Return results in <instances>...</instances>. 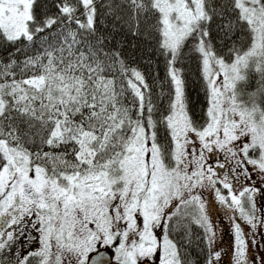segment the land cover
Listing matches in <instances>:
<instances>
[{
    "label": "snow or ice",
    "instance_id": "obj_1",
    "mask_svg": "<svg viewBox=\"0 0 264 264\" xmlns=\"http://www.w3.org/2000/svg\"><path fill=\"white\" fill-rule=\"evenodd\" d=\"M122 34L151 45L147 73ZM0 44V238L32 217L41 245L19 264H200L192 225L217 264L208 188L238 213L233 264H264L241 224L264 227L260 190L231 182L264 177V0H0Z\"/></svg>",
    "mask_w": 264,
    "mask_h": 264
},
{
    "label": "rangeland",
    "instance_id": "obj_2",
    "mask_svg": "<svg viewBox=\"0 0 264 264\" xmlns=\"http://www.w3.org/2000/svg\"><path fill=\"white\" fill-rule=\"evenodd\" d=\"M219 160L221 163H225L223 170L217 169L221 174L225 171H229L228 164L231 161H225L223 153H214L209 159V163L215 165L216 161ZM248 170L251 175V179H246L243 176L239 177V180H232L234 189L239 191L242 187L255 186L260 191L255 194L258 207L264 205V177L253 172L252 167L248 166ZM231 179V175H230ZM220 187V185H217ZM202 198L206 203V212L214 226L215 241L213 244L214 250L221 251V258L217 264H233V250H234V229L233 220L231 217L238 216V213H234L231 209L219 203L216 198L215 191L211 188L202 189ZM227 195V191H224ZM34 218L25 217L17 225H13L8 228L5 227V232L12 231L13 239L7 241V237H3L4 241H7L5 247L0 249V264H19V261L27 256L30 252L37 251L41 245L39 240V232L33 227ZM242 228L246 233L251 234L255 232L254 239L256 244L251 243L252 237L250 236L249 243V255L254 257L257 254L264 255V227L258 226L257 229L253 230L247 224L241 222Z\"/></svg>",
    "mask_w": 264,
    "mask_h": 264
},
{
    "label": "trees",
    "instance_id": "obj_3",
    "mask_svg": "<svg viewBox=\"0 0 264 264\" xmlns=\"http://www.w3.org/2000/svg\"><path fill=\"white\" fill-rule=\"evenodd\" d=\"M47 2L48 0H40L42 5L47 4ZM53 11H55V9H53ZM105 23L111 25V20L109 19L108 21H105ZM117 39L121 40L123 43L122 54L125 56L126 60L131 65L137 66L147 73L149 69L144 61L148 55L147 49H149L151 45H149L144 39L134 38L130 34L118 35ZM17 47H19V45ZM11 51L14 50L12 48L6 49L2 44H0V59L6 57L8 52ZM20 58L22 59L23 57ZM153 59H155V57H153ZM158 70L161 76H163L162 63ZM186 71L188 72V75L186 76V94L189 108L193 114V118L199 122L203 116L202 109L206 106L204 104L202 82L200 81L196 71L195 62H190L189 65H186ZM149 82H152L151 76H149ZM203 235V230L200 227L196 225L191 226V246L189 251L192 253V258L199 259L200 264H203L204 257L207 254L206 241L203 238ZM174 238L180 240V236H175ZM28 264H38L37 258L30 257Z\"/></svg>",
    "mask_w": 264,
    "mask_h": 264
}]
</instances>
